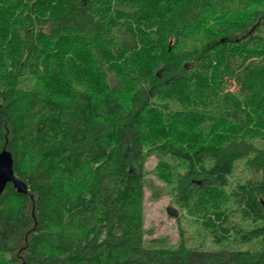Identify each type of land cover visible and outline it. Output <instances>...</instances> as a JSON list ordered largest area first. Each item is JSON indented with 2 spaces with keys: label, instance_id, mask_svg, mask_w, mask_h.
Here are the masks:
<instances>
[{
  "label": "trees",
  "instance_id": "obj_1",
  "mask_svg": "<svg viewBox=\"0 0 264 264\" xmlns=\"http://www.w3.org/2000/svg\"><path fill=\"white\" fill-rule=\"evenodd\" d=\"M4 150L0 264H264V0H0ZM147 189L214 250L148 242Z\"/></svg>",
  "mask_w": 264,
  "mask_h": 264
},
{
  "label": "rangeland",
  "instance_id": "obj_2",
  "mask_svg": "<svg viewBox=\"0 0 264 264\" xmlns=\"http://www.w3.org/2000/svg\"><path fill=\"white\" fill-rule=\"evenodd\" d=\"M235 89V87H233ZM156 157H151L146 163V169L149 172V179L152 180L158 188H166L165 185L159 183L153 176L152 172L157 166ZM254 175L247 172L244 165L237 167L236 172L231 178L232 185L244 182L248 179H255ZM233 187V186H232ZM230 187V190L232 189ZM168 190L166 189L165 192ZM182 213L174 207L171 195H163L158 200H153V193L150 189L146 191L145 202V228L147 230L146 239L148 242L160 243L159 246L173 247L178 246L181 240L182 231L188 248L197 251H211V237L198 225L192 224ZM238 219V218H236ZM241 250L247 249L241 247Z\"/></svg>",
  "mask_w": 264,
  "mask_h": 264
},
{
  "label": "water",
  "instance_id": "obj_3",
  "mask_svg": "<svg viewBox=\"0 0 264 264\" xmlns=\"http://www.w3.org/2000/svg\"><path fill=\"white\" fill-rule=\"evenodd\" d=\"M9 185H13L19 194L29 193L27 184L15 174L12 154L4 150L0 153V198Z\"/></svg>",
  "mask_w": 264,
  "mask_h": 264
},
{
  "label": "bare ground",
  "instance_id": "obj_4",
  "mask_svg": "<svg viewBox=\"0 0 264 264\" xmlns=\"http://www.w3.org/2000/svg\"><path fill=\"white\" fill-rule=\"evenodd\" d=\"M4 41V40H3Z\"/></svg>",
  "mask_w": 264,
  "mask_h": 264
}]
</instances>
